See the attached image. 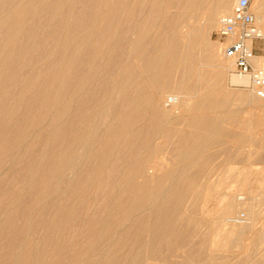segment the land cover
Here are the masks:
<instances>
[{
	"label": "bare ground",
	"instance_id": "obj_1",
	"mask_svg": "<svg viewBox=\"0 0 264 264\" xmlns=\"http://www.w3.org/2000/svg\"><path fill=\"white\" fill-rule=\"evenodd\" d=\"M229 3L0 0V264H264V101L209 40Z\"/></svg>",
	"mask_w": 264,
	"mask_h": 264
},
{
	"label": "built area",
	"instance_id": "obj_2",
	"mask_svg": "<svg viewBox=\"0 0 264 264\" xmlns=\"http://www.w3.org/2000/svg\"><path fill=\"white\" fill-rule=\"evenodd\" d=\"M212 38L222 47L223 58L233 63V73L248 80L243 88L264 101V31L251 1L238 0L231 13L220 19Z\"/></svg>",
	"mask_w": 264,
	"mask_h": 264
},
{
	"label": "rangeland",
	"instance_id": "obj_3",
	"mask_svg": "<svg viewBox=\"0 0 264 264\" xmlns=\"http://www.w3.org/2000/svg\"><path fill=\"white\" fill-rule=\"evenodd\" d=\"M236 1L237 0H232V2H231V0H230V3H229V5H230V7L228 8V12L229 11H231L232 10V7H233V5L236 3ZM251 1V8H253V4H254V2L256 1V0H250ZM253 10H255V9H252V11ZM262 12H263V14H264V3H263V6H262ZM216 29H213L212 31H211V33H210V36H209V40H210V42H211V44L213 45V47L215 48V49H220V47H219V45H217L216 44V42L214 41V39L212 38V35H213V33H214V31H215ZM226 84V90L227 91H233V90H236L237 88L234 86H231V85H229L227 82L225 83ZM166 95H171L170 93L169 94H166ZM168 97H171V96H168ZM233 104H236V102H233ZM244 114L246 115L247 114V112L246 111H244ZM217 161H218V163H217ZM216 162H215V164H220L221 163V161H222V159L220 160V158L217 160ZM257 162V161H256ZM256 162H254V164H253V166L254 167H262V166H264L263 164H264V162H258L257 164H256ZM256 164V165H255Z\"/></svg>",
	"mask_w": 264,
	"mask_h": 264
}]
</instances>
